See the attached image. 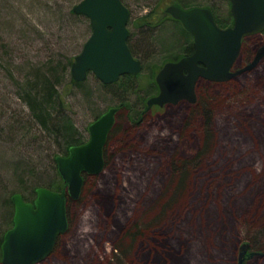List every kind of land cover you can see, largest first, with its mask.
I'll use <instances>...</instances> for the list:
<instances>
[{"label": "rangeland", "instance_id": "obj_1", "mask_svg": "<svg viewBox=\"0 0 264 264\" xmlns=\"http://www.w3.org/2000/svg\"><path fill=\"white\" fill-rule=\"evenodd\" d=\"M80 1L0 0L1 230L13 226V193L30 202L36 186L59 180L53 155H63V143L32 121L26 82L65 71L59 89L83 140L122 93L92 73L82 86L68 84V61L92 33L89 18L72 12ZM122 1L131 12L130 45L144 66L134 78L140 91L127 96L138 109L151 66L181 57L194 38L167 15L175 0ZM181 2L230 17V0ZM150 12L155 22L137 25ZM262 44L264 32L247 37L235 69L251 63ZM198 83L197 105L153 106L136 123L128 108L118 110L102 172L89 175L68 203L69 227L38 264H238L245 242L243 264H264V56L228 81Z\"/></svg>", "mask_w": 264, "mask_h": 264}, {"label": "water", "instance_id": "obj_2", "mask_svg": "<svg viewBox=\"0 0 264 264\" xmlns=\"http://www.w3.org/2000/svg\"><path fill=\"white\" fill-rule=\"evenodd\" d=\"M233 24L222 28L209 7L183 8L173 3L166 12L179 20L194 38V51L177 61L166 62L156 75L159 93L147 100L153 106L176 104L181 100L195 103L200 80L225 82L252 69L264 56V45L248 65L235 69L243 40L264 31V0H230ZM73 12L90 20L92 33L71 65L75 81L86 80L89 73L103 84L117 82L124 75H138L141 60L134 56L128 39L131 12L122 0H82ZM117 107H110L88 126L87 142L70 148L68 155H58L56 163L65 187L54 191L36 189L33 202L21 193L11 199L14 204L13 226L4 235L2 264H38L54 250L60 235L69 227L67 199L80 197L84 174L96 175L105 166L104 148L115 125ZM250 248L240 247L238 264H243Z\"/></svg>", "mask_w": 264, "mask_h": 264}, {"label": "trees", "instance_id": "obj_3", "mask_svg": "<svg viewBox=\"0 0 264 264\" xmlns=\"http://www.w3.org/2000/svg\"><path fill=\"white\" fill-rule=\"evenodd\" d=\"M174 3H179L183 8L193 7L192 5H186V4L182 3L181 0H175ZM197 6L208 7V5H200V4H198ZM209 8L212 10L214 17H215V21L217 22V24L220 27L226 28V27L231 26L233 24V18H232L231 11L229 14L230 15L229 19H221V18H218L213 7L209 6ZM72 12H73V8H72ZM151 14L152 13L150 12L148 14L141 16L138 19L137 25L144 27V26L152 24V20L155 22L156 18L153 17V15H151ZM165 19H166L165 17H162L160 19L158 18V23H160L159 25H162L165 22ZM183 29H184V27H183ZM184 32H185V34H188L192 37V35L188 31H186L185 29H184ZM188 35H186V36H188ZM184 40H185V38L182 41H184ZM128 44H129L133 54H135L134 50L132 49V47L130 45L129 39H128ZM178 45L181 46V43H179ZM185 50H186V53H184V55L191 54L194 51V41L191 44L186 45ZM184 55H182V56H184ZM75 57L73 59L71 58L68 61V65H70V66L72 65V63L75 60ZM179 58L180 57H175L174 59H171V58L169 59V58L165 57L163 59L162 64L166 63L169 60H178ZM162 64H160L159 67L153 66V65L151 66L150 71H149L150 77H149V81H148V85H147L148 88L146 89L145 92H142L143 94L141 95V98L139 99L140 108H138V109H137L136 105H135V107H132V106L130 107L131 104L128 103L129 100H128L127 96L129 95V93L132 89L133 90L137 89L138 91H140L141 88L139 89L140 86L137 85V82L134 81V78H138L140 76L139 74L141 72L136 76L135 75H129V74L124 75V76L120 77V79L117 82L112 83V84H104L106 87H110V86H113L115 84H117L121 87L120 91H122V93L118 96V98H119L118 104L115 105L114 107H117L118 110L123 109V108H128L130 111L129 117L134 123L141 120L145 116V114L149 111L148 107H147L146 100H145L149 96V94L153 96V94H156L157 92H159V87L155 81V75L157 74L158 70L161 69V67L163 66ZM143 68H144V66L142 65V69ZM142 69H141V71H142ZM64 72L65 71L60 72L59 70L57 72H53L51 69L49 71L50 76H47L46 73L42 72L39 75L35 76L33 79L27 81L26 82L27 85L24 87L25 92L23 95V99L29 107L30 116L32 118V121L36 122L41 127L42 130L47 132L52 137V139H54L57 142V144L63 143L61 145V148L63 150L60 149V151L62 152L63 155H68L71 147L76 146V145H81V144L87 142L88 140H83L82 139L83 137L81 138L82 134L77 130V127L75 126L73 119L68 114V105H67L68 102H66V100H65L66 91L64 89H63V91L59 89V85L61 84V80L63 79ZM203 81L209 82L206 80H203ZM68 84H70V86H74V85L75 86H82V82L75 81L72 78V76H71ZM199 102L201 103L202 101L197 99L196 103L194 105L199 104ZM100 116L101 115H98L95 118V120L97 118H99ZM113 130H114V127L109 133V136H108L105 148H104L105 157H106V148H107L108 140H109ZM58 154L59 153H56L53 155L54 162H56V157L58 156ZM57 171H58V167H57ZM58 174H59V180H58L57 184L55 183L52 185H47V184L38 185L34 188V192L36 191V189L38 187H45V186L51 190H54V191H62L65 187V184H64L63 178L61 177L59 172H58ZM88 176H89L88 174L83 175L84 182L86 181ZM15 193H18V192H15ZM15 193H13V194H15ZM12 195L10 196L9 201L13 205V202L11 199ZM23 198L26 201H29L27 199V197L24 195H23ZM35 198L30 202H33L35 200ZM70 201H73V200L70 197H68V199H67V215H68V203ZM68 220H69V216H68ZM7 230L8 229H3V230L0 229V264H2L1 246H2V243L4 240V235H5ZM134 233H135L134 234V236H135L137 232H134ZM250 247H251V245H250Z\"/></svg>", "mask_w": 264, "mask_h": 264}, {"label": "flooded vegetation", "instance_id": "obj_4", "mask_svg": "<svg viewBox=\"0 0 264 264\" xmlns=\"http://www.w3.org/2000/svg\"><path fill=\"white\" fill-rule=\"evenodd\" d=\"M172 4H173V3H172ZM193 7H194V6H193ZM166 13H167V12H166ZM167 15L171 16V15L168 14V13H167ZM171 18L174 19L172 16H171ZM174 20H176L177 22H180V21L177 20V19H174ZM180 23H181V22H180ZM181 25H182V23H181ZM182 26H183V25H182ZM228 27H229V26H228ZM91 29H92V28H91ZM184 29H185V28H184ZM129 37H130V35H129ZM245 39H246V38H245ZM245 39L243 40L242 48H243V44H244ZM263 45H264V44H262L260 47H262ZM260 47H259V48H260ZM257 51H258V50H257ZM192 53H193V52H192ZM184 56H185V55H184ZM182 57H183V56H182ZM180 58H181V57H180ZM180 58H179V59H180ZM179 59H178V60H179ZM169 61H177V60H169ZM167 62H168V61H167ZM210 82H211V81H210ZM197 84H198V83H197ZM196 86H197V85H196ZM158 93H159V92H158ZM155 106H157V105H155ZM152 108H153V107H152ZM152 108H151V109H152ZM112 129H113V128H112ZM104 157H105V153H104ZM84 175H85V174H84Z\"/></svg>", "mask_w": 264, "mask_h": 264}]
</instances>
